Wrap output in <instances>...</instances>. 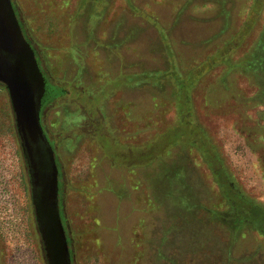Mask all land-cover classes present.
Segmentation results:
<instances>
[{"label": "rangeland", "instance_id": "1", "mask_svg": "<svg viewBox=\"0 0 264 264\" xmlns=\"http://www.w3.org/2000/svg\"><path fill=\"white\" fill-rule=\"evenodd\" d=\"M132 1L170 25L167 39L184 69L255 15L254 0ZM12 2L48 89L40 121L59 168L70 264H264L258 235L232 240L208 212L217 197L189 144L195 126L210 132L238 183L264 204V126L251 127L250 108L240 120L243 106L231 94L246 102L254 91L229 74L213 94L225 100L213 106L193 96L184 109L192 132L181 131L172 86L128 78L165 69L167 56L165 39L128 13L127 0ZM224 9L231 12L221 35ZM0 264H46L2 82Z\"/></svg>", "mask_w": 264, "mask_h": 264}, {"label": "trees", "instance_id": "2", "mask_svg": "<svg viewBox=\"0 0 264 264\" xmlns=\"http://www.w3.org/2000/svg\"><path fill=\"white\" fill-rule=\"evenodd\" d=\"M253 3L251 11L255 15L250 16L240 30L224 36L218 43H215L203 62L184 69L180 67L181 65L167 39L171 31L170 25H163L153 12H148L143 7H138L132 0H127L128 13L133 17L146 19L165 39V46L164 44L163 46L167 56L165 69L143 71L136 75H130L128 78L130 81L150 79L172 86L171 94L175 96L177 109L184 118L183 120L179 118L178 125L182 127L181 131H191V129H186L189 126L184 121V109L189 103H192L193 96L201 94L204 103L208 102L213 106L218 101L225 100L224 96L213 95L214 88L216 83L220 84L232 73L239 81L241 89L242 83L245 82L246 88L254 91L246 102L239 101V95L231 92L235 104L243 106L242 113L239 115L240 120L244 114L249 115L245 111L250 108L255 113L251 127L256 129L264 126V0H254ZM230 12L231 10L224 9L225 22L220 30L221 35L229 27ZM256 21H259L257 26ZM251 33L252 35H250ZM215 37L216 35L212 39ZM207 42L210 40L208 39ZM232 107L234 108V106ZM195 128L193 135L190 136L189 144L194 147L196 155L204 164L209 184L217 197L208 212L215 220L227 226L232 240L236 234L250 231L260 237L259 240L264 246V204L238 183L233 170L225 160L220 146L213 140L211 133L206 135V132L201 128L199 129L197 126ZM255 136L254 141L257 142V134Z\"/></svg>", "mask_w": 264, "mask_h": 264}, {"label": "water", "instance_id": "3", "mask_svg": "<svg viewBox=\"0 0 264 264\" xmlns=\"http://www.w3.org/2000/svg\"><path fill=\"white\" fill-rule=\"evenodd\" d=\"M0 82L8 91L45 261L70 264L57 202V164L40 121L45 81L33 48L23 37L12 0H0Z\"/></svg>", "mask_w": 264, "mask_h": 264}, {"label": "flooded vegetation", "instance_id": "4", "mask_svg": "<svg viewBox=\"0 0 264 264\" xmlns=\"http://www.w3.org/2000/svg\"><path fill=\"white\" fill-rule=\"evenodd\" d=\"M12 4H13V2H12ZM13 7H14V4H13ZM14 9H15V7H14ZM47 93H48V89H47V87H45V92H44V95H43V98H42V100H41V107L43 106V103H44V100H45V97H46V95H47ZM40 111H41V109H40ZM41 114V113H40ZM41 117V116H40ZM45 132V131H44ZM46 134V133H45ZM46 136H47V134H46ZM47 138H48V140H49V137L47 136ZM49 142H50V140H49ZM51 143V142H50ZM52 145V144H51ZM53 147V146H52ZM55 161H56V157H55ZM56 164H57V161H56ZM57 169H58V173H57V180H58V195H57V202H58V209H59V215H60V219H61V223H62V226H63V230H64V233H65V240H66V244H67V247L69 246V242H68V238H67V236H66V232H65V229H64V225H63V222H62V215H61V207H60V203H59V168H58V164H57ZM28 183H29V181H28ZM30 187V186H29ZM30 203H31V206H32V211H33V205H32V202H31V198H30ZM33 215H34V212H33ZM35 219V218H34ZM35 224H36V222H35ZM41 237V236H40ZM41 243H42V241H41ZM42 248H43V245H42ZM44 250V249H43ZM68 250H69V247H68ZM69 254H70V250H69ZM44 256H45V252H44ZM47 264V263H46Z\"/></svg>", "mask_w": 264, "mask_h": 264}]
</instances>
